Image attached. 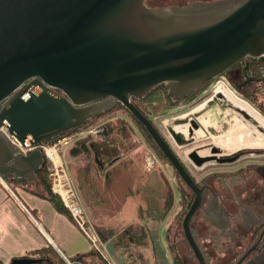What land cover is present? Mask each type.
<instances>
[{
    "label": "water",
    "instance_id": "1",
    "mask_svg": "<svg viewBox=\"0 0 264 264\" xmlns=\"http://www.w3.org/2000/svg\"><path fill=\"white\" fill-rule=\"evenodd\" d=\"M145 1L0 0V178L26 184L45 163L39 148L19 151L4 130L24 148L33 147L120 103L193 194L181 240L198 264H210L192 227L198 211L209 208L203 205L206 186L197 184L131 98H143L163 84L180 100L245 57L264 65V0H200L183 7H150ZM190 124L189 133L198 127L194 120ZM168 131L179 145L191 144L171 126ZM185 154L198 167L235 159L200 156L196 148ZM263 236L264 226L230 264H243ZM38 261L18 257L10 264Z\"/></svg>",
    "mask_w": 264,
    "mask_h": 264
},
{
    "label": "rangeland",
    "instance_id": "2",
    "mask_svg": "<svg viewBox=\"0 0 264 264\" xmlns=\"http://www.w3.org/2000/svg\"><path fill=\"white\" fill-rule=\"evenodd\" d=\"M192 1L200 0H146L145 4L150 7L172 4L182 6ZM201 1L211 2L213 0ZM213 80L216 84L225 88V91L228 93L227 98H216L209 103L201 99L192 106L193 113L188 114H186L187 109H184V107L183 109L179 106L172 105L160 107L161 105L157 102L145 104V110L149 113L150 119L159 132L164 137L166 135L169 136L174 145L172 146L173 150L186 163L188 162L186 152H183L179 145L173 141L167 129L175 120L181 119L183 116L197 123L198 127L195 128V135L198 137L201 136L202 139H207L210 142L209 148L200 150V153H207L210 151V147L216 146H220L224 153H228L232 149L244 148V144H246L245 146H249V149H254V147L258 149L257 142L260 141L261 154L253 155L254 157L247 160V164L250 163L249 166L256 164L258 161L255 162V160L261 157L260 160L263 161L260 164L263 165L264 113L262 110L264 105V82L260 85L255 84L257 88V92L255 93L257 102L255 101L254 104L250 99H244L237 95L223 78L217 77ZM208 88L210 89L208 90ZM217 88L219 89L220 87ZM203 89V91L208 90L206 97L212 94L213 89L210 86H205ZM231 98L239 100L243 107L248 110V113L241 114L237 109L241 112L244 110L234 105V108H231L227 104H231ZM257 105L260 106L256 109ZM232 112H234L233 115L231 114ZM117 120L125 122L126 126L129 127L128 131L124 132L123 139H120V148L117 150V154L123 159L120 160V163H117L108 170V181L105 183L103 176L100 177L98 175L100 178V196L97 202L100 203L87 210L89 217L86 215L97 237L98 246L105 256L110 259L112 264H127L126 261L124 262L125 250L120 247L113 249L112 242L125 229H130L132 234H139L140 228L144 227L145 232L143 234L146 236V246L131 249L134 255L141 253L144 256L141 264H172L173 253L170 250L171 244H174V247L181 254L189 255L192 258L190 248L184 240H181L183 238L181 224L187 212L186 204H188L183 199L185 195L188 197L189 191L181 185L172 166L161 158V156H158L156 149L149 139L125 110L118 108L114 111L106 112L88 121L82 127L64 135V137L72 138L63 149V157L70 179L72 182L75 180L77 183L76 177L83 165L82 155L79 152L77 142H80L85 137L101 140L103 136V132L101 131H104L103 128L97 135L91 133L90 130L100 125L102 127H109L115 124V122H118ZM163 121L168 122L165 123L166 128L163 126ZM176 126L185 128V131L187 130L186 123ZM239 142H244V144L240 143L236 145ZM73 150H78V152L74 153ZM149 158L153 161L152 166L148 165ZM208 163H206L208 166L200 171L192 168L195 178L200 180L204 175L203 173L213 171L223 173L224 176L232 177L233 170L238 167L227 164L216 167L212 161ZM239 173L235 175V178H231L228 181L232 186V189H230L231 192L238 197V202H224V208L226 206L231 211L236 212L239 210L241 212L243 211V205L245 206V204L238 205V203H244L240 201H243V197L248 193L247 191H250V195H254L256 187L264 184V178L260 177V173L245 174L242 171ZM214 185L220 189L219 184L217 185L215 182ZM158 193L160 198H158ZM166 194L168 195L170 207L168 212H166L165 218H159L162 215L161 212L154 214L148 210L150 212L149 214L147 210H144L148 208L149 204H153L154 202L158 203L163 209V202H166ZM246 204L248 203L246 202ZM259 208L256 211L257 215L260 220H264V207ZM242 214L244 216V213H241V216ZM205 215L207 214L202 209L199 210L192 222V227L196 231L197 240L209 258L210 264L232 263L243 251L245 246L253 241L250 239L249 234L251 233L248 230L250 225L254 227L256 223H260L256 222L258 219L256 220L253 217H248L244 221V217L236 216L234 220H230L226 216L224 223L216 225L214 224L215 222H212L208 217L206 218ZM110 249H112V253ZM56 252L58 253L57 255L61 256L57 250ZM86 263L103 264L97 256L87 257ZM193 263L198 264L195 260Z\"/></svg>",
    "mask_w": 264,
    "mask_h": 264
},
{
    "label": "trees",
    "instance_id": "3",
    "mask_svg": "<svg viewBox=\"0 0 264 264\" xmlns=\"http://www.w3.org/2000/svg\"><path fill=\"white\" fill-rule=\"evenodd\" d=\"M186 5V4H185ZM179 6V7H183ZM241 64L245 65V69L247 73H257L262 75L264 72V65L260 61L259 58H252V57H245L239 62H237L235 65H233L230 69H228L226 72H224L221 76L225 77L227 80L229 78V73L236 68V66H239ZM244 68H242L244 70ZM236 70V69H235ZM213 80V79H212ZM211 81V80H209ZM208 81V82H209ZM207 82V83H208ZM206 83V84H207ZM206 84L195 90L194 92L190 93L187 97L184 98L185 103H189L195 95L198 94L200 90H202ZM245 91H244V96L245 98H248L255 104L256 97L255 93L257 92V88L254 85V83L247 84L245 86ZM240 92H242L240 90ZM141 101H147V102H157L161 106L164 107L167 105H175L179 104V100H174L172 99L168 92L167 89L163 84L159 85L156 87L152 92H150L148 95L140 99ZM182 103V102H181ZM136 106L150 119L149 113L145 110L143 104L135 103ZM260 105H257L256 108H258ZM153 107V106H151ZM123 109L127 113H129L120 103L117 104L115 108H113L111 111H114L115 109ZM263 113H264V105H263ZM131 116L132 120L135 121V123L139 126V128L143 131L144 135L149 139L151 144L154 146V148L157 151L158 156H161L164 160L167 161L165 156L160 152V150L153 144L150 136L146 132V130L141 126L137 120L129 113ZM121 119V118H119ZM151 120V119H150ZM118 121V120H117ZM152 121V120H151ZM107 134L103 135L104 138L102 137L101 140H94L90 137H85L83 140L80 142H77L79 145V152L82 155V167L80 168L78 174H77V183L74 181V185L76 187V190L78 192L82 207L84 209L85 214H87V210L89 208H92L94 206H97L100 202H97V199L99 200L100 192H99V176H103L104 183L108 181L107 176L108 170L114 167L117 163H120V160L123 158L117 154V150H119V144H121V138L123 139V134L125 131H128V126H126L125 122L119 120L118 122H115V124L110 125L109 127H105ZM77 129V128H75ZM73 129V130H75ZM73 130L70 131H65L63 134L57 138L50 139L47 142H52L55 141L59 138L64 137V135L68 132H72ZM76 143V145H77ZM170 165V163L168 162ZM174 170V168L172 167ZM102 170V172H101ZM47 172H48V163L45 162L42 168L37 171L36 173V178L38 182V186L44 191L43 194H41L44 198L50 200L52 204L54 205L55 209L59 212L66 213L68 214L66 208L63 206L61 200L59 197L55 194H53L49 188V183L47 179ZM176 175L178 176L177 172L174 170ZM99 175V176H98ZM105 176V177H104ZM179 178V176H178ZM180 183L182 186H184L188 191V197L185 195L183 201L188 202L186 204V209L188 210L191 201H192V196L193 194L191 191L186 187V185L182 182V180L179 178ZM158 198H160L159 193L157 194ZM248 198H250L248 204L255 205L257 207H264V184L262 186H257L256 191L254 195H249ZM166 202H163V209L158 205V203L154 202L153 204H149L147 209V213L150 214V212L154 214H159L160 212L162 215L159 217L165 218V215L168 212L169 207H170V202L168 199V195L166 194L165 198ZM148 210L150 212H148ZM69 215V214H68ZM89 217V216H88ZM152 218V217H151ZM156 219V218H155ZM264 226V223H256L254 227L250 225L249 227V232L250 239L254 240V238L257 236L261 228ZM144 227L140 228V233L139 234H132V231L130 229H125L121 234L117 236V238L112 242L113 249H116L118 247L123 248L125 250L124 252V262L126 261L127 264H141L143 262V255L138 253V255H134L132 250L135 247L139 246H146L145 242V234H143ZM252 230V231H251ZM207 249V248H205ZM170 250L173 253V261L172 264H194V260L196 259L194 257H189L186 254H181L180 251L177 250L176 247H174V244L170 245ZM56 252L55 248L51 245H48L46 247H43L38 250H34L30 252L28 255L23 256V257H29V258H37L39 261L34 264H65L63 258ZM91 256H97L103 264H112L110 259L107 256H103L98 252V250L94 249L91 247L89 252L78 254L74 257H70L71 259H81L84 262H86L87 257ZM11 262V261H10ZM197 262V261H196ZM10 264V263H9ZM243 264H264V236L261 240V243L259 245V249L253 252L245 261Z\"/></svg>",
    "mask_w": 264,
    "mask_h": 264
},
{
    "label": "crops",
    "instance_id": "4",
    "mask_svg": "<svg viewBox=\"0 0 264 264\" xmlns=\"http://www.w3.org/2000/svg\"><path fill=\"white\" fill-rule=\"evenodd\" d=\"M218 91L228 97L223 88ZM230 102L248 113L239 100L231 98ZM165 123L168 122L163 121L166 128ZM174 129L186 133L180 126ZM240 143L244 144L239 142L236 145ZM257 145L261 146L260 141ZM38 193L44 191L38 186L37 178L26 184L0 178V264H9L13 258L26 256L48 245L68 257L91 249L89 240L70 216L57 211L50 200Z\"/></svg>",
    "mask_w": 264,
    "mask_h": 264
},
{
    "label": "flooded vegetation",
    "instance_id": "5",
    "mask_svg": "<svg viewBox=\"0 0 264 264\" xmlns=\"http://www.w3.org/2000/svg\"><path fill=\"white\" fill-rule=\"evenodd\" d=\"M244 67H245L244 64H241L239 66H236V68H235L236 70L233 69L229 73L230 80L229 79L227 80L225 77H222V76H219V77L223 78L224 81L228 84V86H230L231 89H233V91H235V93L237 95H239L241 98L246 99L245 96H244V91H245L244 88H245V86L248 83L249 84L254 83V85L255 84L256 85L262 84L264 82V72L262 73V75L257 74V73H254V74L253 73H247L246 72V69ZM242 68H244V70ZM213 81L214 80H211V81H209L206 84L207 87L210 86L213 89L212 94L209 95L208 97H206V95H207V91L210 88H208L207 91L206 90L203 91L204 89L203 90H200L198 92V94L195 95L193 97V99L189 103H187V104L185 103L184 98H182V99L179 100L180 101L179 104H175V105H172V106H177V107L179 106L182 109L184 107V109H187V113L186 114H188V113H193L192 112V106L195 105L197 102H199V100H201V99H203L204 102H206V103H209V102H211L212 100H214L216 98L224 99V96L221 94V92L218 91L219 89L217 88V87H220V88H223V87L219 86L218 84H216L215 81L214 82ZM223 89L225 90V88H223ZM240 90L242 92H240ZM218 94H220L221 96L219 97ZM213 95H214V97H213ZM140 99L131 98V101L134 104L135 103L143 104V106L145 104H147V103H149V104L156 103L155 101H153V102H147L146 100L145 101H141ZM227 104H229L231 106V108H234L233 107V104H230V103H227ZM237 110L241 114H244L245 113V111H242L241 112L239 109H237ZM231 114L233 115L234 112H232ZM119 117H121V116H119ZM247 117H249V116H247ZM178 120H186L187 121L186 122V125H187L186 133H183L181 131H176L174 129L175 128L174 122L171 125V127L175 130L176 133H180L184 138H186V140H190L191 141V144L189 146H187V145L181 146L171 136L172 139H173V141L176 142L179 145L180 149H182L183 152H186V150H187V153H188L190 150L196 148L197 149V152L199 153L200 156L216 155L218 158H233V157H235V159L233 161L219 163V162H216V161L214 162V160H212V163L215 164L216 167L219 166V165H225V164L232 165V166H238L236 169L233 170L234 172H232V174H233L232 177L224 176L223 173L213 171V172H205V173H203L204 174V175L202 174L203 177L199 180V179H197V178L194 177V175H193L194 172H193L192 168L195 169V170L200 171V170L206 168L209 163L206 164V165H203V166L198 167L195 164H193L188 158H187L188 159V162L186 163L185 161H183L181 159V156L177 154V156H179V158L181 159L182 163L184 164V166L186 167V169L188 170V172L193 176V178L197 182V184L200 187L202 185H204V184L206 186L205 187V198L203 200V202H204L203 205H205V207H209L208 210L206 209L207 210V212H206L207 215L206 216L212 222H215L214 224H216V225H220L221 223H224V218L226 216L230 220H234L236 216L244 217V221L246 219H248V217L249 218H252L253 217L256 220L258 219V221H256V222H260L261 223L263 221L262 223H264V220H260V218L258 217L257 212H256L260 208L257 207V206H255V205L254 206H251V205L246 204V202H249V200H250V198H248V196L250 195V191H247L248 193H246L245 196L243 197V201H240V202H244V203H238V205L245 204V206L243 205V211L242 212L240 210L237 211V212L236 211H231L226 206L224 208V202H238V199H237L238 197H236L235 194L231 192L230 189H232V186L228 183V181H230L231 178H235L236 177L235 175L237 173H239L240 171L245 172V174H255V173L258 174V173H260V177H263L264 178V164L263 165L260 164L263 161V160H260L261 157H258L255 160V162L258 161L256 164H253V165H250V166H249L250 163L247 164V160L249 158H251V157H254L253 155H259V154H261V152H262V149L260 148L261 146H258V149H256V147H254V149H249L248 148L249 146H245L244 145L243 146L244 148H237V149H234V150L232 149L228 153H226V152L224 153L223 152V149L220 146H216V148H218L220 150V152H218L216 154L211 153V148L212 147H210V151L209 152H207V153H200L199 152L200 150H204V149L206 150V149L209 148L208 147V146H210L209 140L202 139L201 136L198 137L197 135H195V133H194L195 129H192V132L189 133L190 127H191V124H190L191 119L190 118H188L186 116H183V118L178 119ZM169 134H170V132H169ZM164 138L168 142V144L171 146V148L173 149L172 146H174V145L172 144V141L169 138V136L166 135ZM248 155H250V156H248ZM239 174H242V173H239ZM215 182L217 183V185L219 184L220 189L217 186L214 185ZM244 184H246V183H244ZM221 189H223V190H221ZM211 190H212V192H210ZM228 190H229V192H228ZM192 199H193V196H192ZM207 202H210L209 203V206H206L207 205ZM245 207H246V209H244ZM241 213H244V216H243V214L241 216Z\"/></svg>",
    "mask_w": 264,
    "mask_h": 264
},
{
    "label": "built area",
    "instance_id": "6",
    "mask_svg": "<svg viewBox=\"0 0 264 264\" xmlns=\"http://www.w3.org/2000/svg\"><path fill=\"white\" fill-rule=\"evenodd\" d=\"M101 126V125H100ZM97 126L90 130L91 133L97 135L102 130V126ZM10 143L17 146L19 151L27 152L33 148H39L48 163L47 179L51 192L59 197L63 206L66 208L73 223L79 228L82 234L89 240L91 247L98 250L105 257L97 243V237L89 224L84 209L82 207L78 192L70 179L65 160L62 152L63 148L71 141V137H62L52 142H43L33 147H23L5 130L3 131ZM102 132V131H101ZM153 161L149 158L148 165L152 166ZM65 264H88L81 259H71L64 254H61Z\"/></svg>",
    "mask_w": 264,
    "mask_h": 264
}]
</instances>
